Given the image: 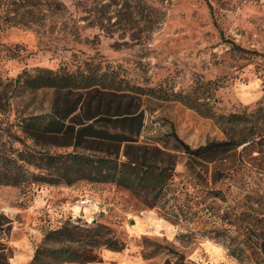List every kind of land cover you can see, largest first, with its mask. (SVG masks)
<instances>
[{
    "label": "rangeland",
    "instance_id": "rangeland-1",
    "mask_svg": "<svg viewBox=\"0 0 264 264\" xmlns=\"http://www.w3.org/2000/svg\"><path fill=\"white\" fill-rule=\"evenodd\" d=\"M28 2L0 0V212L11 221L1 236L12 252L9 264H31L44 234L69 221L101 226L121 246L94 248L96 261L88 264H264V156L255 152L218 165L220 181L212 184L213 165L189 173L185 155L167 150L176 173L226 198L198 191L178 225L113 184L35 182L31 175L47 172L19 160L73 150L37 146L23 133L25 121L50 112L54 91L25 86L27 76L42 70L96 69L148 91L141 98L139 144L170 149L172 134L192 149L225 140L213 119L171 99L195 92L215 115L248 116L264 105V0H59L64 7L53 13L50 0H31L32 9ZM146 2L155 12L153 24L144 26L139 6ZM13 178L20 184L12 186ZM214 229H229L231 236L216 240ZM230 239L243 253L231 254Z\"/></svg>",
    "mask_w": 264,
    "mask_h": 264
},
{
    "label": "trees",
    "instance_id": "trees-1",
    "mask_svg": "<svg viewBox=\"0 0 264 264\" xmlns=\"http://www.w3.org/2000/svg\"><path fill=\"white\" fill-rule=\"evenodd\" d=\"M34 3L29 0L27 4L32 9ZM48 7L53 13L64 6L59 0H50ZM31 12L28 11L29 14ZM154 12V7L147 2L139 6L144 26L153 24ZM220 36L223 38L222 34ZM229 43L241 53L257 54ZM95 70L89 68L86 73L42 70L33 77L25 78V86L29 90L51 89L54 96L50 112L25 121L23 133L37 146L43 144L73 149L68 153L35 152L28 154L27 159L20 157V161L36 170L47 172V175H31L33 181L53 186H70L77 181L113 184L143 197L146 207L157 210L163 219L178 225L191 214L189 202L199 197L200 189H196L188 174L175 172V162L167 150L185 155L188 172L196 166L213 165L212 184L220 181L218 165L235 155L241 157L247 152H255L257 156H264V132L258 129V122L264 124V105L248 116L237 113L215 115L205 102L197 99L195 92L175 94L171 100L213 119L225 135V140L209 141L192 149L172 134L174 141L170 149L160 148L158 143L139 144L143 128L141 98L148 91L128 84L122 86L114 76L107 78L105 73L97 74ZM77 149L83 152H76ZM12 182V186L20 184L15 178ZM200 192L211 200H226L221 190L203 188ZM10 229L11 221L0 212V264H9L12 256L1 237ZM102 229L96 224L78 227L69 221L60 228L50 230L35 250L31 264H88L96 261L93 252L96 247L120 250L121 246L106 236ZM211 232L215 234L214 239L223 242L231 236L229 229H214ZM230 242L233 241L230 239L228 243L231 254L243 253L238 243L232 245L234 243ZM165 264L177 263L167 261Z\"/></svg>",
    "mask_w": 264,
    "mask_h": 264
}]
</instances>
